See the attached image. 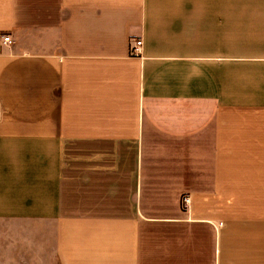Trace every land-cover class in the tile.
<instances>
[{
	"label": "crops",
	"instance_id": "obj_1",
	"mask_svg": "<svg viewBox=\"0 0 264 264\" xmlns=\"http://www.w3.org/2000/svg\"><path fill=\"white\" fill-rule=\"evenodd\" d=\"M0 264H264V0H0Z\"/></svg>",
	"mask_w": 264,
	"mask_h": 264
},
{
	"label": "built area",
	"instance_id": "obj_2",
	"mask_svg": "<svg viewBox=\"0 0 264 264\" xmlns=\"http://www.w3.org/2000/svg\"><path fill=\"white\" fill-rule=\"evenodd\" d=\"M3 42L5 44H13V41L11 39L10 36H4L3 38ZM142 40H137V41H133V43L131 44V55L134 57H142L143 55V50H142ZM183 209L185 211H188L191 204H192V198L190 195H183L182 196V200H181Z\"/></svg>",
	"mask_w": 264,
	"mask_h": 264
}]
</instances>
